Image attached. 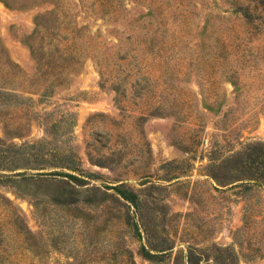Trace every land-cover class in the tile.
Segmentation results:
<instances>
[{
    "label": "rangeland",
    "instance_id": "rangeland-1",
    "mask_svg": "<svg viewBox=\"0 0 264 264\" xmlns=\"http://www.w3.org/2000/svg\"><path fill=\"white\" fill-rule=\"evenodd\" d=\"M261 1L0 0V264H264Z\"/></svg>",
    "mask_w": 264,
    "mask_h": 264
},
{
    "label": "trees",
    "instance_id": "trees-1",
    "mask_svg": "<svg viewBox=\"0 0 264 264\" xmlns=\"http://www.w3.org/2000/svg\"><path fill=\"white\" fill-rule=\"evenodd\" d=\"M261 4L263 5L264 4V0H262L261 1ZM49 176H51V177H55V178H52V179H54L53 181H55L56 183H62L63 184V187H61L62 189H64V187H66V186H68L72 191H73V189H75L76 187H78V188H82V186L83 185H81V184H75V183H71L70 181H67V179H71V180H76V181H78L79 179L77 178V177H74V176H71V175H66V174H64L63 173V175H61V174H59V173H50V174H40L39 176H38V178L39 179H41L42 181H47L48 182V180H47V177H49ZM264 177V176H263ZM65 178V179H64ZM88 191H90V192H92V189H90V190H88ZM64 193H67V190H61V196H63V195H65ZM195 264H198V262L197 263H195Z\"/></svg>",
    "mask_w": 264,
    "mask_h": 264
}]
</instances>
